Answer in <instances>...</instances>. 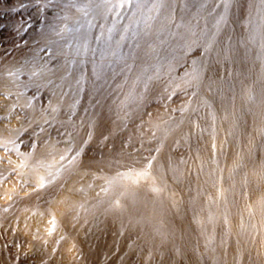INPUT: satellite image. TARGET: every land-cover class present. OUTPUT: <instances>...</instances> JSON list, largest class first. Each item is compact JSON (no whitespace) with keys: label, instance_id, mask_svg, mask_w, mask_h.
<instances>
[{"label":"rangeland","instance_id":"rangeland-1","mask_svg":"<svg viewBox=\"0 0 264 264\" xmlns=\"http://www.w3.org/2000/svg\"><path fill=\"white\" fill-rule=\"evenodd\" d=\"M14 1L0 264H264V0H163L151 20L135 0H56L18 43ZM105 21L114 42L93 36ZM133 164L159 185L123 180Z\"/></svg>","mask_w":264,"mask_h":264},{"label":"bare ground","instance_id":"bare-ground-1","mask_svg":"<svg viewBox=\"0 0 264 264\" xmlns=\"http://www.w3.org/2000/svg\"><path fill=\"white\" fill-rule=\"evenodd\" d=\"M57 5H58V3L56 0H16L12 4L7 6L4 10H2V13H3L2 16L5 18H9L8 10L14 9L12 18L16 22L15 33L17 34V40L15 42L18 43V42L22 41V39H21L22 34L28 28V26L27 27H23V26L28 25L27 22L24 20V18H25V14L30 10V8L35 7L36 9H38L37 11H40L41 8L44 6H46L48 8V7H56ZM59 6H60V4H59ZM52 13H54L56 15H51L49 17V21H46V23H45L46 26L47 25L54 26L58 22V20H60V17L58 16L57 12L53 11ZM95 14L96 13L94 12V15ZM36 16H37V18H39L41 16V14L39 12H36ZM95 16L97 17V14ZM21 28L23 30H19ZM83 32L86 33L88 31L86 29V32L85 31H83ZM119 32L120 31L114 30L113 23L105 21V23L100 27V29H98L93 34V36L99 41L111 43V42H114L116 40V38L119 35ZM50 33H55V32L53 30H51ZM56 43H57L56 39H53L52 40V48L53 49H56V45H57ZM41 46H42V44L38 45L36 48L40 49ZM12 132H15V129H13ZM152 177H154L153 172L150 169L145 168V166H143L141 164L130 165V167H128L126 169L125 174L122 176L123 180H125L127 183L146 182L147 181L148 183H150L151 186H158L159 184H157V183H153V182L151 183ZM16 192H18V191H16ZM5 199L11 200L12 199L11 194H7ZM13 204H14V202H11V204L9 206H13Z\"/></svg>","mask_w":264,"mask_h":264},{"label":"snow or ice","instance_id":"snow-or-ice-1","mask_svg":"<svg viewBox=\"0 0 264 264\" xmlns=\"http://www.w3.org/2000/svg\"><path fill=\"white\" fill-rule=\"evenodd\" d=\"M105 2L116 3L119 2V0H105ZM133 2L134 0H124V3L121 4V7H123L126 3V5L131 8L133 6ZM135 3L142 5L140 15L145 20H151L153 14H155L157 17L164 15L163 10L167 7V5L163 3V0H135ZM72 7L78 13L86 11V9L82 7V4L76 3L75 0L72 4ZM23 27H27V25H24ZM19 30L23 29L21 28ZM42 50L46 53L48 51L47 47H44Z\"/></svg>","mask_w":264,"mask_h":264}]
</instances>
